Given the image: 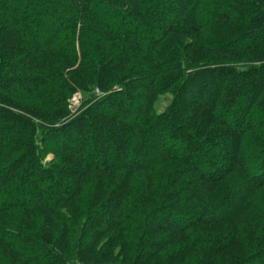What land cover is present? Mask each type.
Listing matches in <instances>:
<instances>
[{
  "label": "trees",
  "instance_id": "16d2710c",
  "mask_svg": "<svg viewBox=\"0 0 264 264\" xmlns=\"http://www.w3.org/2000/svg\"><path fill=\"white\" fill-rule=\"evenodd\" d=\"M262 220L264 0H0V264H264Z\"/></svg>",
  "mask_w": 264,
  "mask_h": 264
},
{
  "label": "rangeland",
  "instance_id": "374dc122",
  "mask_svg": "<svg viewBox=\"0 0 264 264\" xmlns=\"http://www.w3.org/2000/svg\"><path fill=\"white\" fill-rule=\"evenodd\" d=\"M63 10H64V8L59 9L57 11V15H59L61 12H63ZM94 95L97 97V99H101L100 97H103L102 96L103 95L102 92L100 90H98V89H95ZM83 103H84V96H82L81 93L75 95L72 98L71 103H70V111H71V113H70V119H69L68 122H74V121L77 120L78 117H80L82 115V112L85 109L84 108L85 106L83 105ZM73 142H75V140H73L72 143ZM105 142L107 144H111V141L110 140H105ZM88 155H89V157L92 158V156H94V153L93 152H90V154H88ZM132 156L133 157L130 160L131 162L134 161V160L137 161V162L142 160L141 158H134L135 155H132ZM53 159H54V155H51V156L48 157V161L53 160ZM157 220H160V216L157 217ZM263 221L264 220H262V222ZM150 251H151V249L147 246L145 248V251L143 252V256L144 257H147L149 255V252ZM251 264H257V263H251Z\"/></svg>",
  "mask_w": 264,
  "mask_h": 264
},
{
  "label": "built area",
  "instance_id": "2783aa9c",
  "mask_svg": "<svg viewBox=\"0 0 264 264\" xmlns=\"http://www.w3.org/2000/svg\"><path fill=\"white\" fill-rule=\"evenodd\" d=\"M102 96H104V94Z\"/></svg>",
  "mask_w": 264,
  "mask_h": 264
}]
</instances>
